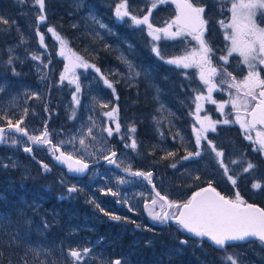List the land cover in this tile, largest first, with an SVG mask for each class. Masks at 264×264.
I'll return each instance as SVG.
<instances>
[{
    "label": "rangeland",
    "instance_id": "rangeland-1",
    "mask_svg": "<svg viewBox=\"0 0 264 264\" xmlns=\"http://www.w3.org/2000/svg\"><path fill=\"white\" fill-rule=\"evenodd\" d=\"M211 1L222 11H229L231 7V3ZM122 2L45 0V14L50 21L38 29L45 36L46 47L43 45L41 49L36 36L38 12L34 0H0V17L8 20V24L0 23V87L4 89L0 92V117L6 115L13 124L23 120L20 127L30 136H40L47 128L52 144L72 141V145L64 143L61 149L77 159L96 163L86 176L69 177L65 169L52 164L48 156L50 149L34 146L32 155L52 167V173L42 176L34 163L37 161L23 150L29 147L26 139L7 135L0 147V206H10L8 218H12V224L18 227L12 230L14 233H4L0 224V256L7 258L10 264H28L26 260L34 258L47 264H77L70 257V250L89 248L91 252L80 264H105L104 254L111 248L109 253H115L116 257L122 255L123 264H142L137 258L145 249V255L147 250L152 254L158 251L163 254V257L154 258L152 264H162V260L164 264H194L186 256L195 254L206 260H200L199 264H230L229 255L236 258L237 264H264V254L259 251L261 246L254 241L217 252L206 242L189 238L172 223L162 228L153 225L161 222L153 220L149 212L162 215L166 205L153 194L151 185L174 203L182 204L198 188L211 185L230 199H235L238 191L244 201L257 200L264 205V150L255 142L256 131L264 130L260 126L252 130L251 141L235 122L217 124L215 132H207L208 139L224 152L228 175L237 179L233 186L215 154L207 147V141L202 140L200 146L195 143L193 125H199L194 98L200 93L208 94V86L200 80V69L177 67L166 62L194 50L199 52V43L187 32L174 39L161 33V39L153 41L146 25L136 26L132 21L122 24L130 17L123 20L116 17V8ZM151 4L152 0H127L132 15L142 18L150 11L149 21L153 27L165 28L172 21L161 18V8L163 4H175L172 0L158 3L156 8ZM177 14L178 10L174 19ZM225 15L231 16V12H225ZM93 18L107 25V29L100 28ZM219 21L221 19H216L212 26H207L203 36L212 49V67L217 70L222 66L235 68L241 74L239 77L244 78L247 66L241 63L243 58L238 53H232L227 64L219 59L227 55L231 47ZM255 22L264 28V17L259 12ZM49 27L67 42L65 57L59 55L60 42L47 31ZM145 34L149 40L138 46L136 41ZM154 45L159 47L164 60L152 51ZM141 48L150 51L154 59L140 57ZM100 52L105 54L102 59ZM73 53L100 69V73L91 68L87 71L75 69L80 93L75 92L76 85L68 80L60 82V75L69 64L67 57ZM33 55L40 56L41 60L32 59ZM10 58L11 64L8 63ZM125 60L132 65L131 71ZM259 67L264 69V66ZM136 72L140 75H135ZM101 73L113 83L115 92L103 84ZM68 76L73 78V73ZM261 77L264 78V71H261ZM213 80L220 86L211 93L217 104L201 101L199 116H209L213 121L225 118L235 121L236 110L226 102L235 97L236 91L225 88L215 77ZM131 88L134 91L128 95ZM73 95L80 100L78 106ZM220 103H226L223 114L218 110ZM103 104L108 106L101 107ZM113 108H118L116 116L121 127L119 133L114 132L109 137L102 129L109 126L114 129L115 122L104 113ZM0 126H7V120L0 119ZM89 127L93 128L96 140L87 136ZM132 127L136 129L134 133L130 132ZM82 134L84 149L78 144ZM133 138L137 143L135 150L125 147ZM13 140L18 143L14 144ZM109 151L116 152L121 169L130 167L131 172H151V183L143 177L136 176L140 179L137 180L124 176L112 166L108 167L103 156ZM196 151L201 152L199 157L183 159ZM233 160L238 163H231ZM249 162L255 167L243 172ZM173 164L176 166L172 167ZM120 180L127 182L119 183ZM256 183L261 184L260 189L253 187ZM73 186L77 193L68 192L67 189ZM16 188L20 193L15 192ZM153 200L156 204H152ZM176 211L169 209L170 214ZM7 214L0 216L6 223ZM111 216L121 219L113 220ZM90 232L99 235L93 236ZM59 243L62 250L58 248ZM147 264L151 263L148 261Z\"/></svg>",
    "mask_w": 264,
    "mask_h": 264
},
{
    "label": "snow or ice",
    "instance_id": "snow-or-ice-1",
    "mask_svg": "<svg viewBox=\"0 0 264 264\" xmlns=\"http://www.w3.org/2000/svg\"><path fill=\"white\" fill-rule=\"evenodd\" d=\"M167 0H152L151 7L156 8L157 4L166 3ZM176 3L178 14L175 19L169 23L165 28H154L149 21V16L151 12L142 18H138L132 15L128 11L127 0L123 2L116 8L115 14L119 20H123L125 17H130L134 25H146L148 29V34L152 37L153 41H159L161 39V33L166 38H176L183 35L185 32L191 35L200 46L199 52L195 50L189 55H184L181 57H175L168 59L166 62L177 67L189 68L196 66L200 69V80L207 85V95L203 93L197 94L194 98L196 104L195 115L196 121L199 127L193 125V131L195 132V143L197 146L201 145V141H207V147L212 153L215 154L217 162L223 169L224 174L227 179L231 181L233 186L236 185L237 179L233 175H228L229 167L224 162V152L218 150L216 145L209 140L207 137V132L216 131V125L223 123L229 124L232 122L239 123L240 127L245 132V137L248 140H253V136L250 134L252 130L256 129V126L264 125V78L261 77V71L264 69L259 66H264V28H260L256 22L255 18L257 12L264 17V0H231V7L228 9L231 12V17L229 22L224 20L219 21L220 25L225 29L224 38L231 41V47L227 51V55L219 57L220 60L224 61L225 64L228 63V57L232 53H238L242 57L241 63L247 66V75L240 81H237L236 77L232 75L231 72L227 71V68H217L212 67V61L210 53L212 49L208 46L207 42L204 40V32L207 31V21L203 18V13L205 11L204 7L194 6L190 0H172ZM34 7H36L38 16L37 20L39 23L46 21L47 17L45 14V0H34ZM95 20V18H93ZM0 23L8 24V20L0 17ZM95 23L99 25L100 28L107 29V25L95 20ZM175 27L176 31L173 32L172 28ZM230 30V31H229ZM49 33L55 37L56 40L60 42L59 55L65 57V48L67 42L55 31L54 28L49 27L47 29ZM111 32V29H108ZM39 42L44 45V34L39 33ZM46 47V45H44ZM131 47V45H129ZM152 51L161 60H164V56L161 55L158 46H153ZM32 59L41 60L40 56L33 55ZM69 64L65 65L63 73L60 75V82L63 83L68 80L70 84H75V92L80 93L81 87L79 84V78L74 75L76 68H82L85 71L91 68L94 69L96 73H100V69L94 64H89L82 57L73 53L71 57H67ZM43 62V61H41ZM51 61L49 60V63ZM11 64V58L8 60ZM128 63L129 70H132V65ZM13 72L15 69L13 68ZM73 73V78L69 79L68 73ZM18 74V73H17ZM135 75L139 76L140 73L136 72ZM221 75L227 77V79H222L221 84H227L229 89H235L236 94L233 99H230L226 103H230L233 109L236 110L235 121H230L225 118L223 121H213L209 116L200 117L199 112L202 111L201 101H210L212 104H217L211 96L214 90H217L220 86L217 85L213 77ZM101 79L103 84L107 88L112 89L115 92V87L113 83L101 73ZM224 90V89H221ZM258 90V91H257ZM3 87H0V92H3ZM242 93V95H241ZM231 96L232 93H229ZM73 100L78 106L80 100L77 95H73ZM255 102V103H251ZM226 103H220L218 105V110L223 114L226 107ZM107 104L101 105V107H107ZM241 110L242 114H241ZM116 113H118V108H113L111 111L105 112L104 115L110 120L115 122V128L109 126L102 131L107 133V136L111 137L113 133L120 132V124L118 122ZM27 114V109H25V115ZM73 118H75V112H73ZM0 119L7 120V128L11 131L14 130L17 133H21L23 136L27 137L29 141L33 144H46L50 146L52 156L55 161L60 164H66L68 171L73 174L83 173L87 168L88 164L84 163L82 160H73L71 154H67L61 151V147L64 143L72 145V141L61 142L60 144H52L50 133L47 128L43 131L40 136H30L25 128H21L20 124L23 120L17 121L16 124L12 123V120L6 115L0 117ZM91 119V118H89ZM135 127L130 129V132H135ZM5 128L0 127V143L5 142ZM87 136L91 137L92 140H96L97 137L93 135V128L89 127L87 129ZM255 142L259 144L260 148L264 150V131H256ZM123 139V136L120 137ZM14 144L18 141L13 140ZM103 143V141H101ZM78 144L81 149L86 147L85 137L82 134L78 140ZM125 147L135 150L137 148L136 140L131 139L130 144H126ZM25 152L31 153V147H25L23 149ZM115 151H109L108 155H104L103 159L108 162V164L116 165L117 163ZM168 155H174V153H168ZM201 155L200 151L195 153H189L188 156L183 157L187 160L189 157ZM231 163H238V161H231ZM176 165L173 164L172 167ZM45 171H50L48 164H42ZM255 167L252 163H248L246 167L243 168V172H249ZM124 171L129 172L133 176L143 177L149 183H151L152 173L144 172H131L130 167L125 168ZM124 180H120L119 183H124ZM254 188L260 189L261 184L256 183L253 185ZM69 193L77 191L75 186L67 189ZM111 191V189H109ZM112 195H116L115 192ZM156 195L160 197L161 200H166V197H161L160 193L157 192ZM152 204H156L153 200ZM99 208V204L96 205ZM167 207L169 209L175 208L177 211L170 214L165 211L161 213L149 212L153 220H158L161 223H167L169 220H174L183 230L188 233L193 234L196 237H207L215 245L220 248H225L230 242L236 241H246L249 238H256L261 242H264V208L256 207L253 204H246L245 201L240 197L239 192H236L235 199H229L221 195L216 191L215 188L209 187L201 189L195 192L189 200L180 204L174 202H168ZM104 211V209H100ZM109 215V213H105ZM113 220H120L119 216H111ZM139 227V225L137 226ZM181 243L186 244L187 241H181ZM91 252L89 248H83L82 250L73 249L70 250L69 255L73 258L77 264ZM227 260L230 264H237V260L234 256H227ZM109 264H122L121 259H115L109 262Z\"/></svg>",
    "mask_w": 264,
    "mask_h": 264
},
{
    "label": "flooded vegetation",
    "instance_id": "flooded-vegetation-1",
    "mask_svg": "<svg viewBox=\"0 0 264 264\" xmlns=\"http://www.w3.org/2000/svg\"><path fill=\"white\" fill-rule=\"evenodd\" d=\"M190 2L194 5V6H196V7H204V9H205V11H204V13H203V18L207 21V26H212V24L214 23V21L216 20V19H221V20H224V21H228V20H230V15H225V12L226 13H229V11H222L221 9H219V8H217L215 5H213V3H212V1L211 0H190ZM220 2L222 3V4H230L231 3V0H220ZM175 5H173V6H171L170 4H163V6H162V8H161V11H162V14H161V18L163 19V20H165V21H173L174 20V16H175V11L176 10H178L177 9V6H176V3H174ZM223 17V18H222ZM127 20V19H126ZM126 20H123V23L122 24H124V23H129L130 21H131V19L129 18V21H126ZM49 19H48V23H49ZM126 21V22H125ZM165 21H161V22H165ZM163 24V23H162ZM214 54V53H213ZM210 57H211V61H212V56H211V54H210ZM164 66L162 65V68H163ZM223 67V66H222ZM172 68V67H171ZM223 68H226V67H223ZM219 70H221L220 68H218ZM218 70V71H219ZM227 71L228 72H231L232 73V75L233 76H235L236 77V79H237V81H240V80H242L243 79V77L241 78V77H239V76H241V74H240V72H238V70H236L235 68H231V69H229V68H227ZM215 79H217L218 80V82L221 84V80L222 79H227V77H223V76H221V75H219L218 76V78H216V76H215ZM222 86H224L225 88H228V86H227V84H221ZM224 88V89H225ZM232 90H234V91H236L235 89H232ZM258 91V90H257ZM241 95H242V93H241ZM252 103H255V102H252ZM243 111V110H242ZM242 111H241V114H242ZM257 128H259V126H257ZM261 128V127H260ZM262 130H263V128H262ZM35 146V148H40V149H42V150H46V149H50V146L49 145H46V144H44V146H41V145H34ZM33 146V147H34ZM47 146H49V147H47ZM33 147H32V149H33ZM30 154V156L32 157V159L33 160H36L37 162H34L35 164H36V166L37 167H39V169H40V172H41V174H42V176H48L50 173H52V167L48 164V166H49V169H50V171H45L44 169H43V167H42V164H47L46 162H42L39 158H37L36 156L34 157L33 155H32V152L31 153H29ZM49 158H50V160H51V162H52V164L53 165H55V166H57V167H60V166H58V165H56V164H54L53 163V161H52V153H51V150H50V153H49ZM115 159H116V157H115ZM99 163H101V162H99ZM95 165H96V163H94ZM94 165V166H95ZM107 166L108 167H110V166H112L113 168H115L116 170H118L119 172H120V167H117L116 165H112V164H108L107 163ZM60 168H62V167H60ZM93 167H91L90 169H89V171L92 169ZM64 169V168H63ZM131 169V168H130ZM123 170V169H122ZM65 171H66V169H65ZM89 171L87 172V174L89 173ZM121 173V172H120ZM127 173V172H126ZM66 174H67V171H66ZM86 174V175H87ZM128 174V173H127ZM68 175V174H67ZM85 175V176H86ZM129 175H131V174H129ZM69 176V175H68ZM125 176V175H124ZM69 177H72V176H69ZM129 177H133V178H136V176H129ZM73 178H75V177H73ZM137 180H140V179H138V178H136ZM145 180V179H144ZM36 186V185H35ZM151 190L153 191V194L155 195V196H157L156 195V193L158 192L154 187H153V185H151ZM15 192L16 193H20L19 191H18V188H16V190H15ZM78 192V190L76 191V192H73V193H77ZM160 196H163L162 194H160ZM158 197V196H157ZM163 197H165V196H163ZM159 199H160V197H158ZM161 200V199H160ZM163 201V200H162ZM164 202V201H163ZM18 204H16L15 206H17ZM164 205H166L165 204V202H164ZM15 206H13V207H15ZM9 210H10V206L9 205H7L6 204V207H2V206H0V216H2V214L4 213V214H7V213H9ZM93 210V209H92ZM145 214H146V212H145ZM147 215V214H146ZM9 219H11V221L9 220ZM6 220H7V223L6 222H4L3 221V219L0 217V224H1V230H2V232H4V233H14L12 230H14V229H16L17 227H18V225H15V224H12V218H8V214H7V218H6ZM10 222H9V221ZM162 223H154L153 225H155L156 227H158V228H162V227H164V226H162L161 225ZM49 231H51V230H49ZM52 232H55V233H57V231H54V230H52ZM48 233V232H47ZM46 233V234H47ZM93 236H98L99 234L98 233H95V232H90ZM189 237V236H188ZM190 238V237H189ZM52 247V246H51ZM58 248L60 249V250H62V245H61V243H59L58 244ZM110 249L111 248H108L107 250H106V253L104 254V257H105V264H108L109 262H110V259H111V261L112 260H115V259H121V257H122V255H119L118 254V256L116 257V254L114 253V254H111V253H109V251H110ZM55 250H56V248H55ZM109 250V251H108ZM145 250V249H144ZM144 250H142V252H140V253H138V254H141V255H139V257L137 258V259H139V261L142 263V264H147L148 263V261H147V258L145 257L146 255L144 254ZM16 253L17 254H19V252L16 250ZM138 254H135V256H137ZM35 256H37V255H35ZM121 261H122V264H123V259H121ZM18 262H20V261H18ZM26 262L28 263V264H47V263H45L42 259H38V258H34V259H28V260H26ZM0 264H10V261H8L7 260V258H3V259H1L0 260ZM54 264V263H53Z\"/></svg>",
    "mask_w": 264,
    "mask_h": 264
},
{
    "label": "water",
    "instance_id": "water-1",
    "mask_svg": "<svg viewBox=\"0 0 264 264\" xmlns=\"http://www.w3.org/2000/svg\"><path fill=\"white\" fill-rule=\"evenodd\" d=\"M45 23H47V20L45 21V22H43V23H39L38 22V20H37V30L43 25V24H45ZM39 33H41L39 30H38V32H37V41H38V46L42 49L43 48V45H41L40 44V42H39ZM45 38V37H44ZM257 126H260L261 128H263V130H264V125H257ZM256 126V127H257ZM3 128H5V132H7V133H9V134H12V135H15V136H19V137H23V138H25L28 142H29V144H30V147L32 148L34 145L31 143V141H29L28 139H27V137H25V136H23L21 133H17V132H15L14 130H9L8 128H7V126H5V127H3ZM2 143H0V145H1ZM39 144H37V146H38ZM61 151H63L62 149H60ZM117 156V155H116ZM73 160L75 161V160H81V159H77V158H75V157H73ZM52 161H53V163L54 164H56V165H58V166H60V167H62V168H64V169H66V171H67V174L69 175V176H72V177H77V178H80V177H83V176H85L86 174H87V172L89 171V169L92 167V166H94V164L93 163H89V162H85V161H83L84 163H86V164H88V168L83 172V173H80V174H73V173H71V172H69L68 171V168H67V165L66 164H60L59 162H57V161H55V159H54V157L52 156ZM207 187H209V186H205V187H203V188H200V189H198L197 191H200L201 189H204V188H207ZM212 187V186H211ZM214 188V187H213ZM197 191H195V192H197ZM216 191L217 192H219L217 189H216ZM194 192V193H195ZM193 193V194H194ZM220 193V192H219ZM192 194V195H193ZM221 195H223L222 193H220ZM224 196V195H223ZM161 197H163V196H161ZM226 197V196H225ZM227 198V197H226ZM164 202H165V204H166V211L167 212H169V208L167 207V203L169 202V200L168 199H166V200H163ZM246 204H253V205H255L256 207H259V208H262L261 206H259V205H257V204H254V203H246ZM169 223H172V224H174V225H176L182 232H184V233H186L189 237H192L193 239H197V240H204V241H206L212 248H214L215 250H218V251H223L228 245H226L225 246V248H220L219 246H217V245H215L212 241H210L207 237H203V238H201V237H196V236H194L193 234H191V233H188L187 231H185V230H183L174 220H169L167 223H162L161 225L162 226H165V225H167V224H169ZM251 240H256V241H259L258 239H256V238H249L248 240H246V241H236V242H230V244L229 245H233V244H236V243H247L248 241H251ZM261 242V241H260ZM263 245H264V242H261Z\"/></svg>",
    "mask_w": 264,
    "mask_h": 264
},
{
    "label": "trees",
    "instance_id": "trees-1",
    "mask_svg": "<svg viewBox=\"0 0 264 264\" xmlns=\"http://www.w3.org/2000/svg\"><path fill=\"white\" fill-rule=\"evenodd\" d=\"M141 38V40H137L136 42L138 43V46L139 45H141V44H143L146 40L148 41L149 39L147 38V35L145 34V35H143L142 37H140ZM142 41V42H141ZM101 54H99V57L101 58L102 56H105V54L103 53V52H100ZM148 57L149 59H154V56H151L150 55V51H148V50H145V48H141V50H140V57ZM102 59V58H101ZM140 59V58H139ZM133 91H134V89L133 88H131L130 90H128L127 91V93H128V95H130L131 93H133ZM123 93H126V91H123ZM245 203H254V204H257V205H259V206H261L262 208H264V205L262 204V203H260L259 201H251V200H245ZM198 241H201V242H206V241H204V240H198ZM251 241H254V242H256V243H258L260 246H261V248L259 247V251L261 252V253H263L264 254V245L260 242V241H256V240H251ZM251 241H249V242H251ZM249 242H247V243H249ZM207 243V242H206ZM247 243H237V244H233V245H229V246H227V248L226 249H228V248H232V247H235V246H243V245H246ZM208 244V243H207ZM242 248V247H241ZM225 249V250H226ZM215 250V249H214ZM225 250H223V251H225ZM215 251H217V252H219L218 250H215ZM147 254H146V258H147V261H149V263H153L154 261H155V259L154 258H157V257H163V254L162 253H160L159 251L157 252V253H151V251L150 250H147V252H146ZM1 259H3V257H1L0 256V260ZM182 259H184V257L182 258ZM186 259L187 260H192V261H194V264H199V261L200 260H202V261H204V262H206V260H203V259H201V258H197V255L195 254V255H187L186 256ZM173 261H175V260H172V262ZM164 262V260H162L161 261V263L162 264H164L163 263Z\"/></svg>",
    "mask_w": 264,
    "mask_h": 264
},
{
    "label": "bare ground",
    "instance_id": "bare-ground-1",
    "mask_svg": "<svg viewBox=\"0 0 264 264\" xmlns=\"http://www.w3.org/2000/svg\"><path fill=\"white\" fill-rule=\"evenodd\" d=\"M120 172H121L123 175H125V176H132V175L127 174L126 171H124V170H122V169H120ZM131 178H133V177H131ZM124 181L127 182V180H124Z\"/></svg>",
    "mask_w": 264,
    "mask_h": 264
}]
</instances>
